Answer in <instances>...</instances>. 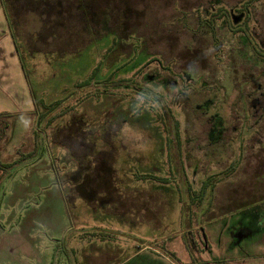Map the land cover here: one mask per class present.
Returning a JSON list of instances; mask_svg holds the SVG:
<instances>
[{
    "label": "rangeland",
    "instance_id": "1",
    "mask_svg": "<svg viewBox=\"0 0 264 264\" xmlns=\"http://www.w3.org/2000/svg\"><path fill=\"white\" fill-rule=\"evenodd\" d=\"M0 2V49L14 34L21 52L0 114L6 230L51 203L43 264L85 240L93 264H264V0Z\"/></svg>",
    "mask_w": 264,
    "mask_h": 264
},
{
    "label": "crops",
    "instance_id": "2",
    "mask_svg": "<svg viewBox=\"0 0 264 264\" xmlns=\"http://www.w3.org/2000/svg\"><path fill=\"white\" fill-rule=\"evenodd\" d=\"M1 5V2H0ZM1 19V15H0ZM6 46L8 51L5 52L4 49H0V76L3 75V79H0V114L2 113H14L15 111L11 108L12 102V95L13 91L9 88L10 85H7L5 81L4 75L10 76V67L14 68V71H17V67L19 64V58L17 51L14 46V42L12 40H6ZM14 46V48L12 47ZM6 56H5V55ZM16 54V56L14 55ZM12 57V61L7 64V58ZM21 66V65H20ZM7 69L6 72H4ZM4 72V74H2ZM25 90V89H24ZM27 93V92H26ZM24 97V93H23ZM25 100V97H24ZM33 105H30L27 102V106L25 107V102L23 103L24 107L21 112L23 113H30L31 111H35V106L32 101ZM32 117H29L30 121ZM84 199V198H83ZM85 200V199H84ZM90 204V201H87ZM20 206L25 205L26 201L19 200ZM56 203V201L54 202ZM52 204H49L48 210L44 213L41 217L40 215H32L29 218L28 225H27V232L24 230H19L20 232L12 235L11 231L6 230L4 225H6V220L0 218V264H43L42 260V241L41 237L38 232H36V227L41 225V223H45L48 225L52 231H54V235H58V233L62 232L59 226L55 222V218L52 215ZM8 219V218H6ZM43 221V222H42ZM9 225V224H7ZM86 241V240H85ZM83 241L81 244H77L78 248H80V252L78 255L75 254V248L69 250L70 255L67 257L68 264H93L92 262V254L96 256L94 259L100 257V250L99 248L101 245L93 247L92 242L88 243L89 241ZM91 250V251H90ZM76 256H75V255ZM81 254V256H80ZM79 256V257H77ZM86 261V262H85ZM51 260L48 258L46 264H49ZM58 260H53L52 264H60ZM65 262H63L64 264ZM109 264H133V257L124 261V262H109Z\"/></svg>",
    "mask_w": 264,
    "mask_h": 264
},
{
    "label": "trees",
    "instance_id": "3",
    "mask_svg": "<svg viewBox=\"0 0 264 264\" xmlns=\"http://www.w3.org/2000/svg\"><path fill=\"white\" fill-rule=\"evenodd\" d=\"M11 1V0H10ZM6 11V10H5ZM81 17L83 16V19L85 18V14H79ZM109 18V20H108V22H107V24H109V21L111 20V18L110 17H108ZM104 20H106V16H104L103 15V17L101 18V20L99 21V23H101L102 21H104ZM202 22V23H201ZM201 22H200V26L198 27V31H202V30H204V29H206V28H209V30H211V26L210 25H207L206 23H205V21H203V20H201ZM239 22H241V20H240V18H238V20H237V23H239ZM236 23V22H235ZM112 29V28H111ZM113 29H117L116 27L115 28H113ZM124 30L126 29V26H124V28H123ZM207 30V29H206ZM208 31V30H207ZM13 34V33H12ZM130 35V34H129ZM129 35H128V37H129ZM13 36V40L14 41H16V36H14V34L12 35ZM128 37H126V38H128ZM163 45H168V42H166V43H162V44H156V45H150V47H143L144 49H146V50H148V53H151V50H153V49H162V46ZM151 49V50H150ZM16 51H17V53L19 54V56L21 57V52H20V48H19V46L16 44ZM144 53H146L147 51H143ZM143 52L141 51V54H143ZM152 54V53H151ZM162 58H164V57H162ZM165 59V58H164ZM169 61H174V64H176V66L174 67L176 70L178 69V70H181L180 68H179V65H181L182 63H184V60L183 59H180L179 57H177L176 55L174 56V58H172V59H169ZM183 61V62H182ZM147 64L148 63H146L145 65H144V67L145 66H147ZM144 67H142L141 69H138V71L136 72V74H140L142 71H143V68ZM135 70V69H134ZM177 70V71H178ZM183 70H185L186 71V69H185V67L183 68ZM139 72V73H138ZM127 73H129V72H127ZM170 117H171V119L173 118V114H172V110H171V112H170ZM170 119V118H169ZM165 125V124H164ZM178 125V124H177ZM171 126L172 125H170L169 126V128H168V126H167V124H166V126H164L165 127V129H166V131L168 132V133H170V132H172V131H170V128H171ZM176 129L178 130L177 131V135L179 134V127L178 126H176ZM212 131V130H211ZM211 131H209L208 132V140H209V142L211 143V144H213V145H217V144H215V143H213L212 142V140L210 139V134H211ZM207 186H204L203 187V189L204 190H207ZM214 187H212V189H213ZM204 196V195H203ZM203 196H201V198H203Z\"/></svg>",
    "mask_w": 264,
    "mask_h": 264
},
{
    "label": "flooded vegetation",
    "instance_id": "4",
    "mask_svg": "<svg viewBox=\"0 0 264 264\" xmlns=\"http://www.w3.org/2000/svg\"><path fill=\"white\" fill-rule=\"evenodd\" d=\"M87 178V179H86ZM81 186V192H83V198L86 200V201H91V200H93L92 198H91V196H92V190L93 189H95V188H100L102 185H99V184H95V185H93V186H91L90 185V183H89V177L85 174V175H83V177H82V181H81V184H80ZM87 186H89V187H92L91 188V191H90V189H87L88 187ZM72 189H74V191H78L77 189H78V186H75V187H72ZM82 189H84V190H82Z\"/></svg>",
    "mask_w": 264,
    "mask_h": 264
},
{
    "label": "clouds",
    "instance_id": "5",
    "mask_svg": "<svg viewBox=\"0 0 264 264\" xmlns=\"http://www.w3.org/2000/svg\"><path fill=\"white\" fill-rule=\"evenodd\" d=\"M205 54H207V53H205ZM169 88H170V91H171L172 93H176V92L179 91V89H177L176 86H174V85H170ZM153 91H154V92H158V89H153Z\"/></svg>",
    "mask_w": 264,
    "mask_h": 264
}]
</instances>
